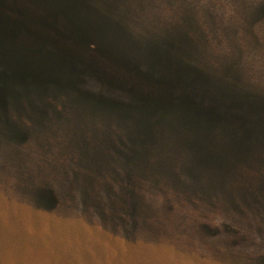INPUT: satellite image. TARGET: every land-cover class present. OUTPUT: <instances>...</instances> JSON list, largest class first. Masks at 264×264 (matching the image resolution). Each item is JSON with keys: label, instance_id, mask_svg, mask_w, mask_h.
<instances>
[{"label": "rangeland", "instance_id": "1", "mask_svg": "<svg viewBox=\"0 0 264 264\" xmlns=\"http://www.w3.org/2000/svg\"><path fill=\"white\" fill-rule=\"evenodd\" d=\"M17 2L125 62L0 76V264H264V0Z\"/></svg>", "mask_w": 264, "mask_h": 264}, {"label": "trees", "instance_id": "2", "mask_svg": "<svg viewBox=\"0 0 264 264\" xmlns=\"http://www.w3.org/2000/svg\"><path fill=\"white\" fill-rule=\"evenodd\" d=\"M11 1L0 0V76L18 69L30 72L45 70L54 75L60 87L76 90L78 84L84 83L86 76L102 79L103 69L107 67L108 62L119 64L125 62L124 57L110 49L108 43L97 41L93 34L88 35L69 25L63 27L58 23V16L50 20L43 16L30 19L24 16V6L19 5L17 0ZM53 1L64 7L72 3L71 1L79 0ZM92 49L96 54L95 57L89 53ZM122 70L121 76H118L116 81L125 82L124 84L134 80L137 82L142 77L145 79L144 74L151 75L146 78L145 90L137 87L131 91L133 95L146 92L148 82L154 84L159 94H173L177 85L174 81L168 80V77L161 78L158 74L151 73V69L149 67L147 69V66L134 69L127 63ZM148 94L152 96L153 90H149ZM85 96L95 97L92 93H87ZM113 103V105L119 104L114 101ZM162 106L154 105L157 109H161Z\"/></svg>", "mask_w": 264, "mask_h": 264}]
</instances>
